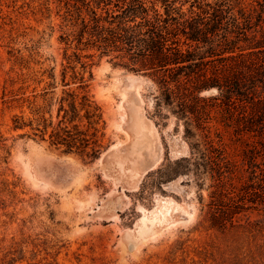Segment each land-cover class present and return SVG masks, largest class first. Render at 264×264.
I'll use <instances>...</instances> for the list:
<instances>
[{
  "label": "rangeland",
  "instance_id": "obj_1",
  "mask_svg": "<svg viewBox=\"0 0 264 264\" xmlns=\"http://www.w3.org/2000/svg\"><path fill=\"white\" fill-rule=\"evenodd\" d=\"M106 3L0 0V264H264V201L213 228L209 179L180 177L140 200L147 175L190 148L174 118L153 117L152 81L102 55L93 27L117 14ZM232 6L257 19L264 0ZM256 30L253 44L264 13ZM211 127L235 167L231 196L251 183V163L264 186V132Z\"/></svg>",
  "mask_w": 264,
  "mask_h": 264
},
{
  "label": "trees",
  "instance_id": "obj_2",
  "mask_svg": "<svg viewBox=\"0 0 264 264\" xmlns=\"http://www.w3.org/2000/svg\"><path fill=\"white\" fill-rule=\"evenodd\" d=\"M232 1L236 0H109L106 5L114 3L117 14L96 21L92 33L102 55L117 53V66L152 81L157 124L166 126L174 118L189 143L188 156L147 175L140 200L180 177L209 179V205L221 213H213V228L264 201L256 163L247 171L251 183L237 198L231 196L235 167L225 148L216 144L222 143L221 133H216V142L211 132L212 123L245 133L264 132V41L253 44L248 34L259 32L264 11L257 19L245 9L235 14ZM103 21L108 26L101 25ZM212 91L216 94L208 95ZM52 138L53 145L68 151L77 147L75 138Z\"/></svg>",
  "mask_w": 264,
  "mask_h": 264
}]
</instances>
